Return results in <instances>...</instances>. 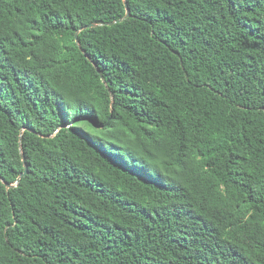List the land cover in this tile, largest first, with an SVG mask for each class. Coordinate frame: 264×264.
Instances as JSON below:
<instances>
[{
	"label": "trees",
	"instance_id": "16d2710c",
	"mask_svg": "<svg viewBox=\"0 0 264 264\" xmlns=\"http://www.w3.org/2000/svg\"><path fill=\"white\" fill-rule=\"evenodd\" d=\"M127 1L0 0V264H264V0Z\"/></svg>",
	"mask_w": 264,
	"mask_h": 264
},
{
	"label": "water",
	"instance_id": "95a60500",
	"mask_svg": "<svg viewBox=\"0 0 264 264\" xmlns=\"http://www.w3.org/2000/svg\"><path fill=\"white\" fill-rule=\"evenodd\" d=\"M124 2H125L126 10H127L126 16H125L124 18H122V19H119V20H117V21H114V22H112V23H109V25H114V24H117V23H121V22H123L124 20H126V19H128V18L131 17V10H130V8H129L128 1H127V0H124ZM97 26H98L97 24H91V25H88V26H84V27H82V28L80 29V31H83V30L88 29V28H94V27H97ZM80 31H79V32H80ZM79 32H78L77 35H76V40H77L78 43H79V40H78V34H79ZM80 48L82 49L81 46H80ZM83 52L85 53V51H83ZM96 69H97L98 72H100V69H99L97 66H96ZM102 79H103V77H102ZM103 82L105 83V80H104V79H103ZM113 105H114V104H113ZM113 105H112V106H113ZM23 161L25 162V171L20 175V177H19L18 180H17V183H16L15 185H7L8 188L19 186V184H20V182H21V179L29 173L28 165L26 164V158H25L24 155H23Z\"/></svg>",
	"mask_w": 264,
	"mask_h": 264
},
{
	"label": "rangeland",
	"instance_id": "374dc122",
	"mask_svg": "<svg viewBox=\"0 0 264 264\" xmlns=\"http://www.w3.org/2000/svg\"><path fill=\"white\" fill-rule=\"evenodd\" d=\"M85 128H86V126H85ZM88 128V127H87Z\"/></svg>",
	"mask_w": 264,
	"mask_h": 264
}]
</instances>
